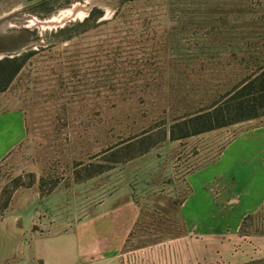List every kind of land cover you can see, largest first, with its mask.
Listing matches in <instances>:
<instances>
[{
  "label": "rangeland",
  "instance_id": "obj_1",
  "mask_svg": "<svg viewBox=\"0 0 264 264\" xmlns=\"http://www.w3.org/2000/svg\"><path fill=\"white\" fill-rule=\"evenodd\" d=\"M75 7L88 12L52 24ZM22 54L26 64L0 93V107L22 108L27 124L0 164L9 238L22 228L28 249L33 234L69 228L122 192L140 208L128 264H155L159 254L171 264L178 239L183 264H239L256 254L264 206L237 232L214 236L213 253L207 237L187 233L180 211L197 172L263 129L264 116L176 140L163 131L264 68V0H0V58ZM145 131L146 145L154 143L147 152L111 154ZM220 192L216 181L210 194Z\"/></svg>",
  "mask_w": 264,
  "mask_h": 264
},
{
  "label": "crops",
  "instance_id": "obj_2",
  "mask_svg": "<svg viewBox=\"0 0 264 264\" xmlns=\"http://www.w3.org/2000/svg\"><path fill=\"white\" fill-rule=\"evenodd\" d=\"M26 116L19 107H0V164L24 141ZM220 184L218 199L210 187ZM189 196L181 205L189 235L207 237L203 245L214 251V236L237 232L241 222L264 206V128L248 131L231 142L213 163L197 172ZM140 208L122 192L103 199L89 215L56 232L33 234L24 249L23 229L8 235L7 208L0 206V264H128L124 248L136 226ZM19 222V218H14ZM11 222V221H10ZM199 239V240H200ZM184 239H178L179 247ZM255 255L236 263L264 257V238ZM202 242V241H201ZM226 242V240H225ZM225 256L230 244H222ZM176 248L171 264H183ZM224 256V258H225ZM155 264H167L160 254Z\"/></svg>",
  "mask_w": 264,
  "mask_h": 264
},
{
  "label": "trees",
  "instance_id": "obj_3",
  "mask_svg": "<svg viewBox=\"0 0 264 264\" xmlns=\"http://www.w3.org/2000/svg\"><path fill=\"white\" fill-rule=\"evenodd\" d=\"M27 59L28 54L0 58V93L10 86L26 64ZM263 116L264 68L234 85L226 92L223 99L175 121L170 125L169 131H163V140L167 136L171 140L186 138ZM151 137V133L145 131L141 135H136L116 144L109 150H111V154L120 153L127 156V159L132 158L147 152L154 146V143L146 145ZM136 148H140L137 154L131 153ZM241 264H264V258L252 259Z\"/></svg>",
  "mask_w": 264,
  "mask_h": 264
},
{
  "label": "bare ground",
  "instance_id": "obj_4",
  "mask_svg": "<svg viewBox=\"0 0 264 264\" xmlns=\"http://www.w3.org/2000/svg\"><path fill=\"white\" fill-rule=\"evenodd\" d=\"M87 12L88 9L86 7H75V8L67 9L63 11L59 16H55L54 19L52 20V24H59L62 21L68 19L69 17H73V16L76 17L78 15H83L84 13Z\"/></svg>",
  "mask_w": 264,
  "mask_h": 264
}]
</instances>
